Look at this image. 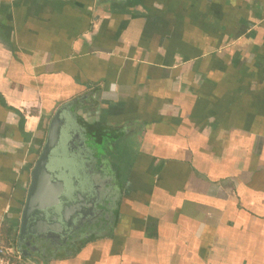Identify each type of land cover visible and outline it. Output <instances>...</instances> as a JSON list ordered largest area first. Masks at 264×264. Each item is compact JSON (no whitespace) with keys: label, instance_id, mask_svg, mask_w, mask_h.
I'll return each instance as SVG.
<instances>
[{"label":"crops","instance_id":"1","mask_svg":"<svg viewBox=\"0 0 264 264\" xmlns=\"http://www.w3.org/2000/svg\"><path fill=\"white\" fill-rule=\"evenodd\" d=\"M65 104L64 174L105 180L106 226L16 264H264V0H0V237L15 250Z\"/></svg>","mask_w":264,"mask_h":264},{"label":"water","instance_id":"2","mask_svg":"<svg viewBox=\"0 0 264 264\" xmlns=\"http://www.w3.org/2000/svg\"><path fill=\"white\" fill-rule=\"evenodd\" d=\"M68 106L69 104L60 106L52 115L45 141L30 172V184L16 234V249L21 257L32 258L33 254L35 257L45 256L54 244H61L58 239L63 227L70 225L64 203L77 183L72 178L70 181L73 187L70 188L52 163L53 152L61 142L68 144V137L72 134V127L64 116ZM97 179L102 180L100 177H96ZM104 182L105 180L102 181ZM92 187L96 193L93 195V205L100 212L106 211L107 203L104 199L107 191Z\"/></svg>","mask_w":264,"mask_h":264},{"label":"flooded vegetation","instance_id":"3","mask_svg":"<svg viewBox=\"0 0 264 264\" xmlns=\"http://www.w3.org/2000/svg\"><path fill=\"white\" fill-rule=\"evenodd\" d=\"M68 123L71 125L70 122ZM66 143L61 142L56 151L53 152L52 163L56 165V168L60 172V176L71 188L73 187L70 181L71 177H68L64 173L65 171H67L65 170L66 167H68L67 162L72 161L67 160L69 158L67 154L71 151V147H73V145L72 140H69L70 144ZM79 147L88 149L86 148L85 142L80 143ZM79 147L75 148L77 149ZM89 152L91 153L90 150ZM93 159L95 160L94 156ZM69 167L74 168L73 165H70ZM97 180L93 177L87 178V181L85 180L82 185H76L75 187H73L72 194H69L68 199L65 200L64 203L65 212L69 215L70 218V225H65L63 227L60 238L58 239L61 244H54L50 250L52 253L70 252L77 246H79L82 242H84L86 238H88L91 234H94L95 230L105 228V220L108 217V209L107 211L100 212L93 205V195L96 193L94 189H92V186L96 188L100 187L101 189H103L104 186V183H102L103 180Z\"/></svg>","mask_w":264,"mask_h":264},{"label":"built area","instance_id":"4","mask_svg":"<svg viewBox=\"0 0 264 264\" xmlns=\"http://www.w3.org/2000/svg\"><path fill=\"white\" fill-rule=\"evenodd\" d=\"M20 258L17 250L5 247L0 239V264H16Z\"/></svg>","mask_w":264,"mask_h":264},{"label":"trees","instance_id":"5","mask_svg":"<svg viewBox=\"0 0 264 264\" xmlns=\"http://www.w3.org/2000/svg\"><path fill=\"white\" fill-rule=\"evenodd\" d=\"M88 141L90 142V139L88 138ZM90 146V143H87ZM3 245L7 248H13L15 244V240L11 234V230H6L5 233H3L0 237Z\"/></svg>","mask_w":264,"mask_h":264}]
</instances>
